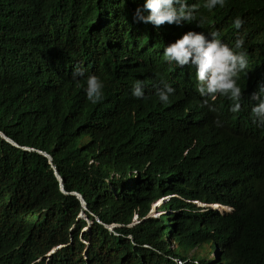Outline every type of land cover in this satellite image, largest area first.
<instances>
[{
  "label": "trees",
  "instance_id": "trees-1",
  "mask_svg": "<svg viewBox=\"0 0 264 264\" xmlns=\"http://www.w3.org/2000/svg\"><path fill=\"white\" fill-rule=\"evenodd\" d=\"M142 3L0 0V264H264V128L251 116L264 0L201 8L205 29L139 22ZM208 28L243 34L250 60L241 110L215 102L221 127L199 106L194 69L163 58ZM74 67L104 79L99 102ZM156 73L176 89L168 104ZM137 78L146 98L131 95Z\"/></svg>",
  "mask_w": 264,
  "mask_h": 264
},
{
  "label": "clouds",
  "instance_id": "clouds-1",
  "mask_svg": "<svg viewBox=\"0 0 264 264\" xmlns=\"http://www.w3.org/2000/svg\"><path fill=\"white\" fill-rule=\"evenodd\" d=\"M218 5L222 7L224 0H143L135 9L134 19L150 23L157 29L165 23L181 25L193 22L197 28L205 29V17L201 13V8L211 11ZM244 23L245 20L240 16L232 20L237 30L241 29ZM163 58L175 67L188 65L194 69L195 90L201 97L199 106L217 114L213 121L216 127L222 126L219 108L215 103L218 97H226L231 101L230 112L238 113L241 110L243 86L239 81L242 74L250 71V60L245 46V36L239 31L233 41H226L219 29L208 28L206 31L189 29L166 44ZM155 75L159 77V82L155 85L154 94L161 103L168 104L176 89L160 77L159 73ZM71 76L74 81L84 79L83 90L88 101L95 104L103 98L105 82L101 75L97 73L85 75L83 67H74ZM146 87L147 82L137 78L131 86V95L137 99L146 98ZM252 99L257 101L251 107L253 122L264 128V82L258 83ZM168 198V196L161 198L153 206L160 205ZM198 204L206 205L201 202ZM212 206L214 207V204ZM152 212L154 215H160L159 209Z\"/></svg>",
  "mask_w": 264,
  "mask_h": 264
},
{
  "label": "water",
  "instance_id": "water-1",
  "mask_svg": "<svg viewBox=\"0 0 264 264\" xmlns=\"http://www.w3.org/2000/svg\"><path fill=\"white\" fill-rule=\"evenodd\" d=\"M2 135H3L5 138H7L8 140L12 141V140H11L10 138H8L5 134H2ZM50 159H51V158H50ZM56 175L59 177L57 171H56ZM61 185H62V183H61ZM62 187H63V185H62ZM74 193L77 194V196L81 199V201H82V203H83V206L86 207V203H85L83 197H82L80 194L76 193V192H74ZM228 209H231V208H228ZM112 226H114V225H112ZM112 226H111V227H112Z\"/></svg>",
  "mask_w": 264,
  "mask_h": 264
},
{
  "label": "rangeland",
  "instance_id": "rangeland-1",
  "mask_svg": "<svg viewBox=\"0 0 264 264\" xmlns=\"http://www.w3.org/2000/svg\"><path fill=\"white\" fill-rule=\"evenodd\" d=\"M157 207H158L157 205L153 206V208H152V209H153V211H155V210H156V212H157ZM225 210H226V209H225ZM222 211H224V210H222ZM152 213H153V212H152ZM153 214H154V213H153ZM81 216H84V217H85V214H84V213H82V214H81ZM156 216H157V215H156ZM206 249H207V248H206ZM207 250H208V249H207ZM200 252H201V251H200ZM210 258H212V259H213V258H215V255H214V253H211V254H210Z\"/></svg>",
  "mask_w": 264,
  "mask_h": 264
},
{
  "label": "built area",
  "instance_id": "built-area-1",
  "mask_svg": "<svg viewBox=\"0 0 264 264\" xmlns=\"http://www.w3.org/2000/svg\"><path fill=\"white\" fill-rule=\"evenodd\" d=\"M177 263H178V264H181V261H180L179 259H177Z\"/></svg>",
  "mask_w": 264,
  "mask_h": 264
}]
</instances>
